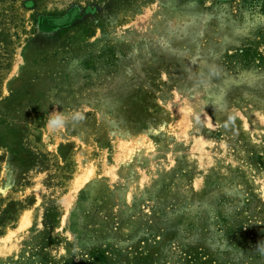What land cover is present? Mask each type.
Masks as SVG:
<instances>
[{
  "label": "rangeland",
  "instance_id": "1",
  "mask_svg": "<svg viewBox=\"0 0 264 264\" xmlns=\"http://www.w3.org/2000/svg\"><path fill=\"white\" fill-rule=\"evenodd\" d=\"M0 264H264V0H0Z\"/></svg>",
  "mask_w": 264,
  "mask_h": 264
},
{
  "label": "clouds",
  "instance_id": "2",
  "mask_svg": "<svg viewBox=\"0 0 264 264\" xmlns=\"http://www.w3.org/2000/svg\"><path fill=\"white\" fill-rule=\"evenodd\" d=\"M50 124L53 126H58L61 124V120L59 118L53 119L50 121Z\"/></svg>",
  "mask_w": 264,
  "mask_h": 264
}]
</instances>
